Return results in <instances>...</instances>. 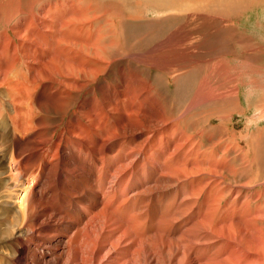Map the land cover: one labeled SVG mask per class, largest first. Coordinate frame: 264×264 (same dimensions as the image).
Wrapping results in <instances>:
<instances>
[{
	"label": "bare ground",
	"instance_id": "bare-ground-1",
	"mask_svg": "<svg viewBox=\"0 0 264 264\" xmlns=\"http://www.w3.org/2000/svg\"><path fill=\"white\" fill-rule=\"evenodd\" d=\"M63 6L65 7V5ZM34 7V3H27L24 8L19 0H0V12L4 14L0 15V67L4 61L5 64H2L6 68V70H2L4 67L0 69V143L4 139L8 143L6 146L0 147V255L4 257L3 262L5 264H48L50 260L45 261L46 254L43 256L44 253H42L43 248L46 247L52 248L51 250L54 247L57 248L59 257L55 254L57 251L54 253L57 257L56 261L54 260L56 264H87L86 257L91 258L92 255H97V258L104 262L110 251L123 252L128 245H131L134 250L133 254L127 251L124 257L117 256L106 262L113 264H129L130 262L132 264L135 259L131 260L130 255H133L134 258L135 252H139L138 250L143 248L147 256H151L155 251L167 254L169 264H257L262 257L259 264H264V256L261 251L264 249V232L261 226L264 221V212L260 213L263 208L250 210V198L247 197L242 202L243 206L234 209L230 202L226 203L230 196V188L228 183L223 186L222 182L225 184L227 178H221L218 182V177L224 176L219 172L227 168L232 173L235 163L228 162L223 158L220 163L222 167L214 168L218 164L215 162L217 159L215 158L216 147H208L206 150L209 151L210 158H205L201 152V139L200 142L197 141L199 145L190 142L194 139V135L192 133L185 135V130L182 134V128L175 122L167 125L170 121L168 119L152 120L153 127L149 129L146 121L139 117V111L132 110L130 114L127 112V117L124 115V111H118V109L115 111V108L122 106L125 110V101L127 102L128 99L142 101L145 95L152 92L151 84L144 80L145 83H141L144 86V92L140 88L134 93L131 88L132 92L128 91L129 94L119 88V95H115L117 99L112 98V93L107 94L106 82H103L102 86L96 84L105 71L104 61L101 60L100 55H96V52L85 51L84 47L87 45L90 47V42L86 40V42H82L78 38L80 31L77 30V27L79 26L82 30L84 27L86 29V25H88L91 33L94 21L88 20L84 11L81 14H73V11L68 9L69 13L64 12L61 16V13H55L56 7L54 6ZM45 7H48L47 12L48 9L53 11L49 12L53 13L54 19L62 21L63 27L67 29H62L60 26V30L57 26L52 25L51 31H48L47 27L55 23V20L53 18H51L53 20L44 19L45 15L44 18L39 16ZM70 14L72 15L70 16ZM102 26L100 30L98 29L97 40L91 42L92 47L96 48L97 41L100 38L103 39V35H105L102 33ZM56 28L60 31L59 38L54 39L58 45H52V47L56 48L58 53L52 58L49 57L50 54H47L43 59L40 57L39 51L42 53L44 45L58 33ZM71 34L73 36H69ZM74 38H78V41ZM88 38L90 37L88 36ZM88 47L86 48L90 49ZM48 50L52 51L53 49L48 48ZM32 52H34V56ZM46 59L49 60L45 62ZM42 61L44 62L43 66H40ZM54 75H58V77ZM48 89L49 95L46 94L47 97L45 96L43 100L39 98L40 93ZM95 90L101 100L97 97L92 99ZM148 100L149 98L146 99V102ZM106 114H111L113 118L108 120ZM112 119L118 120V131L111 123ZM135 126L141 130V133H144L143 138H145L140 142L137 141V149H144L146 145L149 147L152 140H155L152 142L155 143L157 130L162 133L161 136H158L161 142H164V138L168 139L166 132L170 131L176 138L174 141L175 154L182 152L183 159H178L176 166L168 168L166 163L161 160V153H158L159 158L155 159L157 165L150 161L152 169L149 173L153 177V180L150 179L152 182L144 183V180L137 174L134 181L132 179L133 185L129 184L131 189L135 190L138 186L140 189L135 190L134 193H147L150 194V198L153 197L152 195L168 196L169 192L155 194L153 187L158 181L162 186L170 181L171 188L174 184L179 188L174 187V190L177 191L175 198L185 195L177 208L171 211L167 209L166 213H169V216H166L168 214L164 211L160 212V216L163 213L166 216L163 221L158 219V222L154 223L157 220L154 216L156 219L153 222L156 224H153L156 226L155 230L148 236L147 241L141 242L136 248L131 243L130 234L132 232L135 234L151 233L152 231L151 227L139 223L142 221L147 224L146 216L140 220L137 212L119 211L123 214L121 218L124 216L126 219V221H122L107 209H98L100 199L103 200L105 194H99L98 190L100 191V189L94 188L95 185L93 186L91 180L98 175L96 172L100 169H97V162L101 163V160L102 163H106L109 173L112 167L115 168L119 164L118 168H115L118 170V173H115L117 176L135 163H127L124 147L119 150L120 143L107 144L109 141L119 139L121 135L129 134L127 128ZM160 126L165 128H159ZM149 132H153L152 136L149 135ZM251 137H253L251 146L244 147L242 152L246 166L251 165L253 168L255 165L261 166L257 157L260 153V155L262 154L259 157L260 161L264 160V147L261 146L262 138L260 136L256 138L255 135H251ZM27 142H29L28 145ZM80 148L91 151L94 163L88 162L89 157L83 156L82 153L78 154ZM150 148L152 149V147ZM133 150L135 152V149ZM226 152L228 153L229 150H225ZM111 156L113 160H111ZM256 159L259 163L255 164ZM161 161L162 168L160 169ZM101 166L98 164V167ZM134 166L137 168L136 165ZM261 167L263 168V166ZM25 169L28 170L27 178L22 175ZM208 169L214 174L209 177L206 173L205 176L201 175L199 178V173L208 172ZM239 169L240 167L237 170L235 167L236 171L233 173H237ZM163 170H165L163 176L168 174L169 178L165 180L158 178L157 180L158 174H161ZM114 171L112 172L114 173ZM106 173L103 175H110L109 173L106 175ZM183 176L189 179L183 182ZM23 177L27 179V182L22 180ZM73 177L79 178L85 185L88 184L89 195L94 198V203L90 207L95 209L85 210L84 215L70 209L72 205L78 203L76 201L85 191L79 189ZM47 179L48 186L43 183L47 187L37 190L41 182ZM256 180L250 176L247 186L254 187ZM104 182L103 184H105ZM160 182L157 183V187L160 186ZM102 187V189L105 188ZM203 195H205V200L200 201ZM106 196L105 198L108 200L105 203L110 204L112 195L106 194ZM126 197L125 199H129L127 193ZM207 204H209L208 208ZM221 206L230 211L224 212ZM256 210L260 218L258 215L250 218L249 214H253ZM62 211L66 214L65 217L55 219L56 213ZM70 220L72 222L69 225ZM101 220L104 222H100ZM92 222L94 224L89 226ZM233 222H240L241 225ZM82 225L89 226V228ZM251 228L256 232L254 234L256 240L251 243L253 246L250 244ZM131 237L133 238V236ZM139 238L142 239V237ZM123 242L128 244L123 248H118ZM86 243L89 244L88 249L85 247ZM104 244H112L111 249L108 246L109 250H105ZM27 246L30 250L29 253L24 249ZM250 253H253L255 257L252 258ZM117 258H119V262H117ZM127 259H129L128 263L124 262ZM96 264H98L97 261Z\"/></svg>",
	"mask_w": 264,
	"mask_h": 264
},
{
	"label": "rangeland",
	"instance_id": "rangeland-1",
	"mask_svg": "<svg viewBox=\"0 0 264 264\" xmlns=\"http://www.w3.org/2000/svg\"><path fill=\"white\" fill-rule=\"evenodd\" d=\"M19 1L24 8L27 3H34V8L37 6L40 7V5L41 7L44 5L54 6L56 7L55 13H61V16L64 12L66 14L69 13L68 9L73 11V14H81L84 11L85 14H87L86 18L94 21L93 28L90 33V30L87 27L88 25H86V29L84 27L82 30H80L78 26L77 30L80 31L78 38L82 42H90V47L87 45L84 47V50H87L88 53L96 52V55H100L99 57L104 61L103 64L105 65V74H101L100 81H96V84H101L102 86L103 82H106L107 94L109 95L112 93L111 97L114 99H117V96L115 95L119 93L118 90L120 89H124V92H127L128 94V91L132 92L131 88H133L134 93L140 88L143 90L144 86H142L141 83H145L144 80L149 82L152 86L151 88L153 89L150 94L145 95V97L142 98V101L137 99V101L128 99L127 102L125 101V110L122 106L121 108H115V111H117L116 109H118V111H124V115L126 117L132 110L139 111V117L146 121V125L149 129L153 127L152 120L168 119L170 121L167 125L172 124L173 122L177 123L182 128V134L183 130H185V135H190L191 133L194 135V139L190 142H194L199 145L198 142H200L201 139V152L205 158H210L208 154L209 151L206 149L210 146L216 147L217 153L215 158L217 159L215 162H218L219 165L217 164L214 168L222 167L220 163L223 158H225L228 162L235 163L233 166L234 171L240 167L237 173H233L234 171L230 173V170L227 168L219 172L224 176L220 175L218 177V182L221 178H227V182L225 184L222 182V184L225 186L228 183L230 188V196L226 203L230 202V205L234 206V209H236V207L240 208L244 205V203L242 204L244 198L248 197L250 198V210L258 209L260 207L263 208L260 213L264 212V188H262L264 187V160L260 161L259 158L262 154L260 155L259 153V157L257 158L259 162H261L260 164L263 168L260 165H255L251 168V165L247 167L244 163L242 152L246 147L251 146V141L253 139L251 135H255L256 138L257 136H260V138H262L261 146L264 147V136L262 137V135H264V0ZM63 5H65V7ZM47 8L48 7L43 8L39 16H43L42 18L46 16L47 18L45 17L44 19L53 20V13L49 12L51 11L50 9H48L47 12ZM0 15L4 14L0 12ZM71 15L72 14H70V16ZM54 20L55 23L47 27L48 31H51L50 27H52V25L57 26L60 30L61 27L62 29H67L63 27L62 21L59 22L56 18ZM101 26L103 27L102 33L105 35H103V39L100 38L101 40L99 39L97 41L98 49L97 47H92L91 42L97 40V35ZM57 32L58 33L55 35L56 37L54 36L51 40L52 42L50 41L44 45L42 53L39 51L41 58L44 59L47 54H50L49 57L52 58L56 53H58V50L52 47V45H58L57 41L54 42V39H58L60 35V31L58 29ZM69 36H73V34ZM88 36L90 38H88ZM78 38L74 39L78 41ZM99 41L101 42L100 44ZM103 42L104 44H102ZM86 47L90 49H87ZM48 48H52L53 50L50 51ZM98 50L104 51L100 53ZM32 53L34 56V52ZM48 60L49 59H46L44 61L46 62ZM2 63H4V61ZM2 63L0 69L4 67L2 70H6L5 66H3L5 63ZM43 63L44 62L42 61L40 66H43ZM55 77H58V75ZM141 79H143V81H141ZM48 91L49 89L42 91L39 98H42L43 100L45 96L47 97L46 94H48ZM97 94V90H95L92 99L96 97L100 98ZM147 98H149V100L146 102ZM137 102L140 103L138 104ZM136 104H138V108L135 107ZM154 107L156 108V112ZM105 116L108 120L113 118L111 114H106ZM111 123L115 125L117 128L115 129L118 131V120L112 119ZM163 126H160L159 128H165ZM131 132L134 133L132 134ZM169 132L170 131L166 132L168 139L164 138V142H161L158 136H161L162 133L157 130L155 134V143H152L155 141L152 140L149 147L146 145L144 149H137V141L140 142L145 139L143 138L144 133H141V130L136 128V126L133 128H127V133L129 134L119 135V139H114L111 142L109 141L107 144H117V142L120 143L119 150H122V147H124L123 150L125 152L124 155H127H125L127 163H135L131 164V166L128 167L124 173L117 176L115 173H118V170H115V168L119 166V164L115 168L112 167L110 169L111 172L109 173L107 170L108 167L106 168V163H102L101 160V163L99 162V166L102 164V168L97 166V169H100L98 170V175L91 179L93 186L95 185L94 188H97V190L100 189L98 192H101L102 195L105 194L104 199H100L101 201L99 202L100 204L98 209H107L112 213V215L117 216L119 219L123 215L122 212L119 213V211L126 212L131 210L133 212H137L140 220L143 216H146L145 218H147V224H144L142 221L139 223L140 225L151 227L152 231L151 233L142 232L141 234H135L132 232L133 234L131 233L129 238L135 248L141 242L148 240V236L155 230L156 226L154 225L156 224L154 223H157L158 219L159 221H163L166 216H169V213H166L167 209H170L169 211H171L177 208L185 196L182 195V197L178 196L175 198L174 196L177 191L174 189L178 187L174 184L172 185L173 188H171L169 185L170 181L163 186L161 182L158 181L157 183L160 182V186L157 187L156 183L153 187V192L155 194L169 192V195H171L173 199H171V196V198H167L169 195L162 196L163 198L157 195H152L153 197L150 198V194L147 193H134V191H137V189L139 190L140 187L137 186V189L135 190L130 187V185H133L134 178L138 175L144 180V183L148 182L149 184L152 182L150 179L153 180V177L149 173L152 169L150 168L152 167L150 161L157 165V161H155V159L159 158L158 153H161V160L166 163L168 168L176 166L178 159H183L182 152H177L175 154L176 146L174 141H176V138L171 132ZM152 134L153 132H149L150 136H152ZM28 143L29 142H27V145ZM121 143H123L122 145L124 146H122ZM131 143L135 148L132 147ZM7 144L8 143H6V140L4 139L0 143V147L2 148ZM150 147H152V149ZM133 149H135L136 153ZM227 149L229 152L225 153V150ZM164 150L165 152H163ZM234 157H236V159H233ZM111 160H113L112 156ZM258 160L256 159L255 164L259 163ZM162 161L160 169L162 168ZM103 164H105V168ZM134 165H136L139 169H137ZM136 169L139 171H135ZM210 169H208V172L204 171L205 173H199V178L201 175L205 176L206 173L209 177H211L214 173H212ZM85 171H87V168H85ZM112 171H114V173ZM106 172L111 176L107 175ZM164 172L165 170L161 171V174H158L156 179H168L169 175L166 174L163 176ZM103 173H106L108 178L107 176H104ZM255 173L256 175H254ZM22 175L27 178L28 170L25 169ZM250 176L257 179L254 183V187L247 186ZM24 177L22 180L27 182V179ZM188 179L183 176V182H186ZM73 180L80 190L85 191L83 192V195L79 196L80 198L76 201V203H78L75 204L76 206L72 205L70 209H72L75 213L84 215V213L81 212L95 209L90 207L91 204L94 203V198L89 195L90 190H87L88 184L85 185L83 189L77 184L74 178ZM102 180L103 182L105 181V184H103V182L101 183ZM43 183H46L48 186V179L43 180L41 182L42 185L40 184L42 187L39 186L37 190H42L44 187H47ZM102 186L105 188L102 189ZM126 193L129 199H125L127 198ZM106 194L112 195V201L110 204L108 202L105 203V201L108 200L105 198L107 197ZM204 200L205 195L202 196L200 201ZM239 200L241 201V204L239 203ZM176 203H178V205H176ZM209 204H207V208ZM77 206L80 207L78 208ZM85 207H87V209H85ZM221 208L224 212L230 211L224 206H221ZM162 211L168 215L165 216L163 213L164 215L162 214L160 216V212L162 213ZM56 215L55 219H59L64 218L66 214L62 211L56 213ZM255 215H258L260 218L257 210L253 214H249V217L251 218ZM120 220L126 221L124 216ZM154 220H156V222H154ZM250 221L252 222L254 220ZM71 222V220L68 222L69 225ZM100 222L104 221L101 220ZM127 223L129 222L127 221ZM233 223H236L237 225L240 224V222ZM92 224L94 223L92 222L89 226ZM89 226L85 227L84 225L83 227L89 228ZM261 226L264 232V221L261 223ZM156 230L159 231L158 229ZM255 233L256 232L251 228L250 244L256 240L254 235ZM131 236H133V238ZM145 236L147 237L145 238ZM139 237H142V239ZM105 244V250L111 249L112 244ZM126 244L128 243L123 242L118 246V248H123ZM108 246L109 249L107 248ZM85 247L88 249L89 244L86 243ZM49 248L50 247L43 248V256L46 254L44 256V258H46L45 261L48 262L50 260L48 264H56L55 259L59 257V252L55 247L53 250H51L52 248ZM126 248L127 249L123 252L113 250L110 251L109 254L106 255L104 262L100 261L97 258V255H92V259L90 257H86V261H88L87 264H96V261L98 264H113L112 262L106 261L111 259L113 260L117 256L124 257L125 252L127 251L130 254H133L134 250L131 245H128ZM24 249L28 253L30 252L28 246L24 247ZM138 251L139 252H135L134 258L133 255H130L129 257L131 260L135 259V262L132 264H169V257L167 254L155 251V253H152L151 256H147L144 253L145 250H143V248ZM261 251L264 256V249ZM54 253L57 254V257ZM94 253H96V251H94ZM250 255L252 258L255 257L253 253H250ZM1 256L2 255H0V257ZM3 258V256L0 258V264H5V262H3ZM261 259H263V257ZM261 259L257 262V264L261 262ZM128 260L129 259L124 262L128 263ZM117 262H119V258H117ZM129 264L131 263L129 262Z\"/></svg>",
	"mask_w": 264,
	"mask_h": 264
}]
</instances>
